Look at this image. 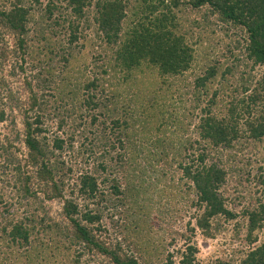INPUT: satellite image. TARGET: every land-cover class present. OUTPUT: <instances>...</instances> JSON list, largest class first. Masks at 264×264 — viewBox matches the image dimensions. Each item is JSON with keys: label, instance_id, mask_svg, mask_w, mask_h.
<instances>
[{"label": "trees", "instance_id": "trees-1", "mask_svg": "<svg viewBox=\"0 0 264 264\" xmlns=\"http://www.w3.org/2000/svg\"><path fill=\"white\" fill-rule=\"evenodd\" d=\"M210 14L230 28L225 56H242L248 72L236 76V66L194 53L188 24L201 31ZM90 27L89 39L84 32ZM90 42L100 50L97 69L87 63ZM262 66L264 0L0 3V123L21 125L14 139L0 144V176L9 178L12 191L8 199L0 192V244L9 250L4 264H152L159 252L149 219L176 197L195 208L194 226L207 238L220 221L245 227L249 248L237 264H264V238L256 244L264 230V194L237 214L221 193L222 160L244 144L259 150L264 143V73L251 78ZM17 70L25 74L20 80ZM13 78L20 93L10 88ZM52 109L64 115L55 121ZM86 117L104 136L99 148L116 151L100 161V173L78 172L76 163L63 160L65 151L75 154V133L65 138L62 127L70 120L77 129ZM76 155L84 160L78 147ZM178 172L183 182L175 180ZM105 182L123 208L119 228L133 237L130 252L103 237ZM188 242L178 264H194L198 249ZM162 264L175 260L167 254Z\"/></svg>", "mask_w": 264, "mask_h": 264}, {"label": "rangeland", "instance_id": "rangeland-1", "mask_svg": "<svg viewBox=\"0 0 264 264\" xmlns=\"http://www.w3.org/2000/svg\"><path fill=\"white\" fill-rule=\"evenodd\" d=\"M7 1L8 0H0V3L3 4ZM41 2L44 4L45 0H41ZM91 12L92 8H90L89 14H91ZM204 12L208 11L203 8L201 13ZM187 13H189V11H187ZM201 18L198 16L196 17V19L199 20ZM203 18L206 19L204 22L206 28L201 31L194 28L191 24H188L190 27L189 30L192 28V32L190 31L191 34L189 32L188 35V42L191 44L194 53L197 56L206 55L216 61L219 60L221 64H227V66H236L237 68L234 67L236 68V76L239 75L241 70L248 72L249 67H246L247 63L243 61L242 56L239 55L236 60L228 58L229 55L225 56L228 52H226L227 49L224 46L229 40L225 36V30H227V33L229 34L231 32L230 28L222 25L215 15L210 14ZM192 19L193 16H189L188 22ZM94 30L95 28L93 27L87 28L85 29L84 35L90 39ZM228 47L232 49L231 43ZM84 49L88 57V65L90 67L95 66V68L99 66L100 60L95 65V59H98V53L100 52L97 44L94 45L93 42H90V46L87 45ZM14 65V63H11L4 67L3 73L7 74ZM16 72H18V80L25 75L20 73L19 70ZM95 72H97V70ZM263 73L264 66L255 68L251 73L252 81L259 80ZM188 76L192 78L193 75ZM17 78L9 79L10 88L13 93H20V85L16 80ZM4 94L5 92L0 93L2 103H5ZM50 105H52V103H50ZM8 112L11 115L13 114V116H16V114H14L15 112ZM63 115L64 113H62V111L55 112L52 109L51 116L55 121H58ZM85 119L86 121L84 122V125L82 124L83 126L81 125L77 129L72 128L70 120L62 127L60 133L61 136L65 138L68 134L72 132L75 133V154L71 151H65L63 153V160L68 164L76 163L79 170L78 172H84L87 170L100 173L98 167L100 161L105 158L108 160L109 157L114 156V152L116 151L106 148L108 150V154H106L103 151L104 148H99V138L103 141L104 136L99 133L98 123L92 124L89 117H86ZM53 122L54 121L51 120V117L49 119L46 117L45 123L48 127H53V129L51 128L52 131L54 130ZM187 122L188 119H184V124ZM195 124L196 123H193L189 127L191 132L194 131L193 126ZM20 126L19 122H17L16 125L10 124V120H7L5 123H0V144H3V138H8L9 140L14 139L15 127L20 128ZM106 137H111L108 132H106ZM18 144L19 142L15 139V145L18 146ZM260 145H262V147L257 150L250 144H244L242 149L237 148L235 150L236 153L232 152L235 156L232 157L231 160H222L227 175L221 193L226 199L228 208L237 214H239L244 208H252V206L255 205V201L264 194V143H261ZM77 147L81 150V153L83 154L82 158H84V160L77 157ZM102 155L107 156L102 158ZM108 174L109 175H106L108 178H113V172L109 171ZM179 175H181L180 172L175 176V180L179 181ZM8 179L9 178L6 176H0V192H3L6 195L5 199H8L7 196L12 195L11 185H8L7 183ZM180 182L183 181L180 180L178 183ZM101 188L106 192L105 203L103 205L105 209L103 210L102 219L106 232L103 233V237L105 236L107 241L121 243L122 248L125 251L130 252L134 249V243L132 241L133 237L130 240L128 237H124L121 227L119 228V226L123 224V208L117 205L115 197L111 194V190H109V183L105 182ZM160 206V213H152L149 219V224L151 225L150 233L153 232L152 234L155 238L154 245H157L159 252V256L152 262V264H162V260L167 254H171L175 260V264H178V252L182 248V245L188 240L189 245H194L198 249L194 264H217L218 262L237 264L243 255V250L249 248L244 240L245 227L241 226L239 230H236L233 226L234 220L220 221V227L215 230L214 237L207 238L194 226V214L196 213V210L194 207H191L188 200L176 197L167 205L162 203ZM15 208H17V205L11 207L10 211ZM52 209L58 211L59 205L53 203ZM161 209L163 210L161 211ZM236 221L241 222L239 218ZM193 226L194 232L192 233L189 228ZM263 238L264 230L259 234L258 242L256 244H258L260 240H263ZM4 251L9 252V250L5 249L4 245L0 244V264H4L2 259L7 258L8 256Z\"/></svg>", "mask_w": 264, "mask_h": 264}]
</instances>
